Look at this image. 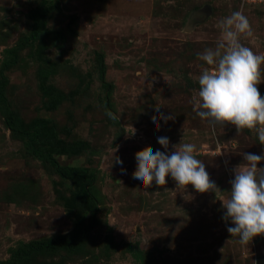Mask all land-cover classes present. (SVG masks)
Here are the masks:
<instances>
[{
  "label": "rangeland",
  "instance_id": "1",
  "mask_svg": "<svg viewBox=\"0 0 264 264\" xmlns=\"http://www.w3.org/2000/svg\"><path fill=\"white\" fill-rule=\"evenodd\" d=\"M40 1L0 0V73L6 50L30 34V12ZM50 1L61 9L45 18L46 28L66 38L56 44L42 38L55 70L50 91L63 97L55 109L47 107L42 64L31 45L5 72V94L24 129L46 119L43 141L56 135L67 152L55 153L60 164L95 173L88 195L97 220L78 249L35 252L20 264H256L264 255V234L241 244L227 231L234 225L223 220L226 210L214 192H197L191 184L180 191L170 174L165 185L153 181L145 188L132 173L135 153L144 147L170 155L174 146L191 143L227 198L233 170L247 163L244 153L264 155L255 130L213 127L192 102L204 64L197 53L215 48L221 19L242 12L253 35L241 36V43L264 54V0ZM261 73L257 87L264 97V64ZM161 113L173 118L165 122ZM158 137L169 139L167 150ZM257 167L264 168V160ZM81 194L79 182L36 156L0 112V261L31 240L78 239L93 212Z\"/></svg>",
  "mask_w": 264,
  "mask_h": 264
},
{
  "label": "clouds",
  "instance_id": "2",
  "mask_svg": "<svg viewBox=\"0 0 264 264\" xmlns=\"http://www.w3.org/2000/svg\"><path fill=\"white\" fill-rule=\"evenodd\" d=\"M217 27L221 36L215 48L197 53L203 61L202 72L198 77V92L193 97V111L202 120L213 127L232 125L237 134L243 130H255L259 143L264 145V97L257 87L262 82L261 65L264 54H257L241 43L240 37H252L251 25L242 12H233L221 19ZM159 112V107L156 108ZM165 122L171 116H160ZM152 120L160 127L157 117ZM130 134H134V129ZM158 142L165 150L169 147L167 137H158ZM170 155L150 146L135 153L137 167L132 178L142 181L145 188L155 181L156 185L166 184L170 176L176 182L177 189L186 190L191 184L197 192L212 191L222 201L226 210L223 220L231 221L233 227L227 231L238 236L241 244L247 245L253 237L264 234V168L257 164L264 160V155L244 153L245 164L237 166L232 187L227 198L210 180L204 163L194 155L196 146L180 143L174 146ZM115 163L122 164L119 157H113ZM112 159V162H113ZM112 164V163H111Z\"/></svg>",
  "mask_w": 264,
  "mask_h": 264
},
{
  "label": "trees",
  "instance_id": "3",
  "mask_svg": "<svg viewBox=\"0 0 264 264\" xmlns=\"http://www.w3.org/2000/svg\"><path fill=\"white\" fill-rule=\"evenodd\" d=\"M61 9L60 5L50 0H41L37 7L32 8L30 14L33 19V27L30 34L24 37L19 44L12 48H8L5 52L6 59L3 62L1 73H0V112L5 117L6 124L14 132H16L21 138H26L30 143V148L32 152L45 160H47L57 171V173L63 178L76 179L79 182L81 197L86 203L87 209L92 212L89 223L85 226L81 236L76 240H71L66 235H61L56 238H48L42 240H31L23 245H20L15 252L12 254V257L0 261V264H20L31 254L37 252H47V251H56L59 248H65L70 251H74L79 248L83 243V237L91 229L92 225L96 222V204L93 201L92 197H89L88 191L93 186L95 181V173L91 172V169L86 166H68L62 165L57 160L55 153H67L64 150V147L60 146V140L57 139L55 135L51 142L46 143L42 139V134L46 126V119L41 120V126L33 129L27 130L24 129L21 125V119L17 114L14 113L11 108L9 101L5 94V88L8 83L5 72L12 66H15L20 59L19 51L26 45H31L34 48L32 56L40 61L41 67L39 69L40 84L43 90V93L46 97H50L47 101V107L50 110H53L60 103L63 95L60 93L52 94L49 88V79L51 75L55 72L54 68L50 64L49 60L45 56L46 49L50 44H56L59 41L65 40L66 34L61 30H48L46 28L45 18L49 15H52L54 11ZM43 36L49 39L50 44L43 40ZM40 38L38 44L35 43ZM101 76L105 74L104 61L101 59ZM46 105V104H45ZM80 144H84L81 143Z\"/></svg>",
  "mask_w": 264,
  "mask_h": 264
},
{
  "label": "water",
  "instance_id": "4",
  "mask_svg": "<svg viewBox=\"0 0 264 264\" xmlns=\"http://www.w3.org/2000/svg\"><path fill=\"white\" fill-rule=\"evenodd\" d=\"M256 264H264V255L258 257Z\"/></svg>",
  "mask_w": 264,
  "mask_h": 264
},
{
  "label": "bare ground",
  "instance_id": "5",
  "mask_svg": "<svg viewBox=\"0 0 264 264\" xmlns=\"http://www.w3.org/2000/svg\"><path fill=\"white\" fill-rule=\"evenodd\" d=\"M192 22V21H191Z\"/></svg>",
  "mask_w": 264,
  "mask_h": 264
}]
</instances>
